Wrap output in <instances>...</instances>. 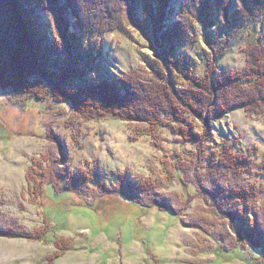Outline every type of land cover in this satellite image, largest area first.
<instances>
[{"label": "rangeland", "instance_id": "rangeland-1", "mask_svg": "<svg viewBox=\"0 0 264 264\" xmlns=\"http://www.w3.org/2000/svg\"><path fill=\"white\" fill-rule=\"evenodd\" d=\"M65 1L54 0L52 8L38 6L35 12L49 45L55 17L69 21L74 25L69 31L78 33L76 71L83 73L70 76L68 87L112 80L130 68L148 71L154 56L169 47L159 36L163 28L145 18L141 0H126L131 21L122 12L118 27L103 33L92 23L75 26L70 8L61 10ZM185 1L161 0L160 23L177 19ZM152 4L157 10L158 0ZM238 5L239 0H230L227 12L213 8L207 18H196L172 54L197 75L208 61L215 73L242 69L245 44L264 43V5L230 18ZM92 6L79 9L85 21ZM63 48L53 49L51 62L67 60ZM46 96L0 90V230L17 232L0 235V264H264L263 114L241 107L214 117L205 152L197 153L172 129L161 128L156 138L137 136L134 122L86 120L68 101ZM223 143L248 158L235 177L208 167L209 153ZM48 160L61 179L55 189L44 181L38 195L27 179L28 168L48 166ZM176 165L185 172L174 171ZM232 186L251 193L244 201L230 198ZM247 235L262 248L247 242Z\"/></svg>", "mask_w": 264, "mask_h": 264}, {"label": "trees", "instance_id": "trees-1", "mask_svg": "<svg viewBox=\"0 0 264 264\" xmlns=\"http://www.w3.org/2000/svg\"><path fill=\"white\" fill-rule=\"evenodd\" d=\"M53 1L5 0L3 4L0 3L3 5L0 8V90L10 89L38 99H47L46 93L49 92V99L68 101L73 112L86 120L116 117L134 122L137 136L147 134L156 138L161 128H169L180 134L183 141L189 142L197 153L205 152L203 144L210 138V121L214 117L241 107L264 116V43L259 40L247 42L243 49L246 59L243 68L220 73H215L214 65L208 61L203 74L197 75L187 67L184 58L172 54L174 43L190 32L196 18H207L213 8L223 7L227 12L230 0H186L178 18L170 25L160 23L163 16V9H160L164 7L161 0H158L157 10L153 4L151 6V0H141L146 8L145 18L153 23L154 28H163L160 39L169 45L165 53L161 57L154 56L148 71L130 68L112 80L97 78L75 88L66 86L70 76L83 73L76 71L81 57L80 50L76 48L78 33L68 29L74 25L55 17L52 21L54 41L49 45L45 42L35 12L38 6L42 9L52 8ZM262 3L264 5V0H239L230 18L248 13ZM89 4L93 5V10L85 21L79 9ZM125 4L126 0H66L61 10L70 8L75 26L88 22L85 26L92 23L94 29L103 33L104 30L118 27L117 19L122 12L126 15L124 20L131 21L130 9ZM141 21L142 18L137 17L136 24L141 26ZM63 46L69 54L67 60L61 64L51 62L53 49ZM35 77L37 79L29 80ZM44 82L49 84V88L45 87ZM229 146L223 143L216 153H209L208 157L209 169H219L227 178L243 172L248 163L244 153L232 152ZM187 154L192 158L193 153ZM49 160L48 166L38 164L36 168L32 165L28 168L27 179L36 184L38 195L43 190L44 181L55 189L61 179L57 165L54 164L53 168ZM261 167L264 168V163ZM184 168L181 165L173 166L177 173L185 172ZM232 189L228 196L243 201L251 193L244 188L232 186ZM209 194L211 198L214 196L213 193ZM14 232L0 230V235H17ZM247 242L262 248L261 243H256L248 235ZM56 244L61 249L68 246L66 243Z\"/></svg>", "mask_w": 264, "mask_h": 264}, {"label": "bare ground", "instance_id": "bare-ground-1", "mask_svg": "<svg viewBox=\"0 0 264 264\" xmlns=\"http://www.w3.org/2000/svg\"><path fill=\"white\" fill-rule=\"evenodd\" d=\"M156 44V43H155ZM0 49H1V47H0ZM9 72V71H8ZM11 77V76H10ZM122 112V111H121Z\"/></svg>", "mask_w": 264, "mask_h": 264}]
</instances>
